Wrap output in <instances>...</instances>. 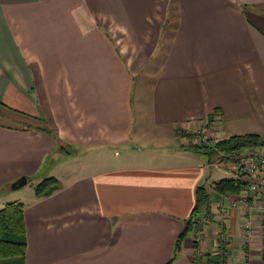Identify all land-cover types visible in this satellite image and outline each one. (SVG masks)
I'll return each mask as SVG.
<instances>
[{"label": "crops", "instance_id": "1", "mask_svg": "<svg viewBox=\"0 0 264 264\" xmlns=\"http://www.w3.org/2000/svg\"><path fill=\"white\" fill-rule=\"evenodd\" d=\"M207 117L264 136V0H0V198L26 264H260L256 210L215 201L186 147ZM198 184L212 218L175 250Z\"/></svg>", "mask_w": 264, "mask_h": 264}, {"label": "trees", "instance_id": "2", "mask_svg": "<svg viewBox=\"0 0 264 264\" xmlns=\"http://www.w3.org/2000/svg\"><path fill=\"white\" fill-rule=\"evenodd\" d=\"M187 137L191 140L193 135L190 134ZM210 141L199 142L191 140L186 147L192 152L204 156L208 163H213L217 160L227 166L228 169H231V167L239 168L243 155L248 151L264 149V136L257 132L231 134ZM57 183V178L53 175L44 177L34 185L35 193L38 195L48 194L56 189ZM212 188L218 194H237L242 188V180L234 175L223 177L213 181ZM211 201L209 189L204 184H198L195 187V202L192 215L185 221L182 231L176 238L174 243L175 250L180 248L181 241L190 231L198 230L199 218L194 216L201 211H204L205 215L209 214ZM193 246H197L196 240L193 241ZM25 250L26 241L22 203L17 200L8 201L0 207V264H26L24 259ZM172 258H170V261ZM213 262L215 264L220 262L219 254L214 260L213 258H207V264H212Z\"/></svg>", "mask_w": 264, "mask_h": 264}, {"label": "built area", "instance_id": "3", "mask_svg": "<svg viewBox=\"0 0 264 264\" xmlns=\"http://www.w3.org/2000/svg\"><path fill=\"white\" fill-rule=\"evenodd\" d=\"M213 128V125H210ZM209 127L205 126L208 130ZM205 131L200 132L196 130V136L199 139L202 137ZM208 135V134H207ZM242 163L239 168H235L234 176L239 177L242 180V188L238 196L234 199H229L226 205L239 206L249 210H256L259 222L257 227L260 229V241L259 248L261 254L260 264H264V149H256L248 151L243 155ZM241 174V175H240ZM207 219V218H206ZM204 219V220H206ZM256 225L253 224V220L248 218L244 222V231L246 237H250L253 233V228ZM200 237L196 235L194 240H198Z\"/></svg>", "mask_w": 264, "mask_h": 264}, {"label": "rangeland", "instance_id": "4", "mask_svg": "<svg viewBox=\"0 0 264 264\" xmlns=\"http://www.w3.org/2000/svg\"><path fill=\"white\" fill-rule=\"evenodd\" d=\"M206 125H207V127H209L208 130L205 129V126ZM210 125H213V128H211ZM196 130H199L200 132H203V130H204L205 133H204V135H202V137H205V138H202V139L197 138V136H196ZM219 130H220L219 122L216 121V120H214L213 117H211V118L210 117H207L204 120V122H203L202 125L198 126L195 129V131H193L192 133H188L187 136H189L190 134H192L193 135V137L191 139L192 141H195L196 140V141H199V142H203V141H207L208 140V142H211L210 140H214V139L217 140V139H220L222 137H225V135L220 134ZM187 136H186V138H187V142L186 143H189L191 140L188 139ZM211 138H214V139H211ZM200 140H202V141H200ZM210 164L212 166H208V168H206L208 171L209 170L212 171V174L209 175V176H207V179L209 180L206 183L207 186H208L209 183L213 184V181H216V180H218L220 178L229 177V175L232 176L234 174V172H235V170H234L235 167L234 168L231 167V169L230 168L228 169L227 166H224V164L218 162L217 160H215L213 163H210ZM73 168H74V163L73 162L66 163L65 165L61 166L58 170H56L55 172H56V175H57V173L59 175H61L63 172H67L68 170L70 171ZM85 169H89V168H85ZM224 170H226V171H224ZM208 188H209V186H208ZM19 190L29 191L30 190V185L27 184V185H25L23 187H20L18 189H14L13 191H10V192H18ZM33 190L35 191L34 187H33ZM211 196H212V198L215 201L218 199L217 194H216V192L214 190L211 191ZM8 199H10V198H8ZM1 203L2 202H1V198H0V207H1ZM194 217H198V214L196 216H194ZM199 217H200V221L198 222V228H197L198 230L199 229H202V226L204 224V222L202 221V219L204 220V218L205 219L206 218H212V214L211 213H209L207 215H205V214L203 215L202 214ZM190 233L191 232H189V234H187V236H190ZM193 239H194V237H193ZM187 240H188V238H187Z\"/></svg>", "mask_w": 264, "mask_h": 264}, {"label": "water", "instance_id": "5", "mask_svg": "<svg viewBox=\"0 0 264 264\" xmlns=\"http://www.w3.org/2000/svg\"><path fill=\"white\" fill-rule=\"evenodd\" d=\"M25 183H26V176L23 175L17 178L16 180H14L10 185L12 188H18L24 185Z\"/></svg>", "mask_w": 264, "mask_h": 264}]
</instances>
